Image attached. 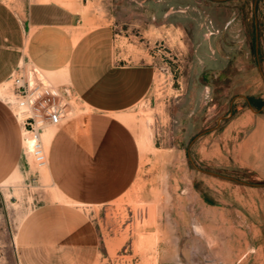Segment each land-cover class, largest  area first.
<instances>
[{"label": "crops", "instance_id": "1", "mask_svg": "<svg viewBox=\"0 0 264 264\" xmlns=\"http://www.w3.org/2000/svg\"><path fill=\"white\" fill-rule=\"evenodd\" d=\"M84 1L0 0V88L29 65L69 86L77 105L74 118L42 133L47 176L59 200L24 216L14 238L16 264H104L100 209L124 197L139 174L140 145L123 115L150 91L155 70L123 57L110 24L89 27L96 19L84 9L93 0ZM221 137L222 149L207 165L226 169V128ZM191 152H202L201 144ZM30 167L21 127L0 99V192L20 206L39 189ZM199 167L178 157L166 163L170 206L160 210L158 227L144 224L142 239L132 241L137 264H263L252 254L262 245L255 193L248 208L246 191L226 176L200 177Z\"/></svg>", "mask_w": 264, "mask_h": 264}, {"label": "rangeland", "instance_id": "2", "mask_svg": "<svg viewBox=\"0 0 264 264\" xmlns=\"http://www.w3.org/2000/svg\"><path fill=\"white\" fill-rule=\"evenodd\" d=\"M84 10L96 19L89 27H114L125 59L155 70L150 91L123 115L140 145L141 163L130 191L100 209L104 264L139 262L131 243L142 239L137 234L144 224L162 222L160 210L170 206L165 166L175 157L199 162L200 177H229L246 191L248 208L255 193L257 208L262 205L261 236L256 229L262 245L252 254L264 264V0H93ZM224 128L231 161L226 169L207 165L222 149ZM198 144L202 152H191ZM28 172L40 184L26 204L0 192V264H16L14 238L29 210L59 200L47 168H37L31 158Z\"/></svg>", "mask_w": 264, "mask_h": 264}, {"label": "built area", "instance_id": "3", "mask_svg": "<svg viewBox=\"0 0 264 264\" xmlns=\"http://www.w3.org/2000/svg\"><path fill=\"white\" fill-rule=\"evenodd\" d=\"M2 88L0 99L21 127L24 149L37 168H47L42 133L76 116L77 105L71 88L52 83L39 69L29 65L16 70Z\"/></svg>", "mask_w": 264, "mask_h": 264}, {"label": "bare ground", "instance_id": "4", "mask_svg": "<svg viewBox=\"0 0 264 264\" xmlns=\"http://www.w3.org/2000/svg\"><path fill=\"white\" fill-rule=\"evenodd\" d=\"M1 92H2V89L0 88V94H1Z\"/></svg>", "mask_w": 264, "mask_h": 264}]
</instances>
